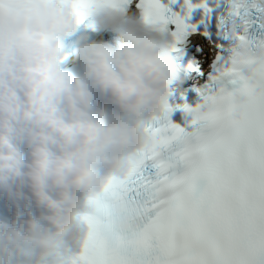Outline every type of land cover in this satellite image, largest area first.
I'll list each match as a JSON object with an SVG mask.
<instances>
[{
	"label": "clouds",
	"instance_id": "obj_1",
	"mask_svg": "<svg viewBox=\"0 0 264 264\" xmlns=\"http://www.w3.org/2000/svg\"><path fill=\"white\" fill-rule=\"evenodd\" d=\"M64 67L74 0H0V264H70L88 231L80 214L122 177L177 78L171 37L107 4ZM242 72L249 71L247 66ZM117 228L135 223L112 202Z\"/></svg>",
	"mask_w": 264,
	"mask_h": 264
},
{
	"label": "snow or ice",
	"instance_id": "obj_2",
	"mask_svg": "<svg viewBox=\"0 0 264 264\" xmlns=\"http://www.w3.org/2000/svg\"><path fill=\"white\" fill-rule=\"evenodd\" d=\"M98 4L137 9L169 34L174 52L194 36L216 52L194 89L199 102L166 100L128 171L89 200L80 214L88 231L70 264H264V0H74L77 23L93 28ZM203 54L192 45L188 67L200 76ZM176 109L183 123L172 119ZM112 202L132 227L115 226Z\"/></svg>",
	"mask_w": 264,
	"mask_h": 264
}]
</instances>
